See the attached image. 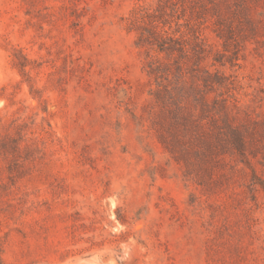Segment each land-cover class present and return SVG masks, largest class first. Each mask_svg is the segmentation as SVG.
I'll return each instance as SVG.
<instances>
[{
	"label": "rangeland",
	"instance_id": "obj_1",
	"mask_svg": "<svg viewBox=\"0 0 264 264\" xmlns=\"http://www.w3.org/2000/svg\"><path fill=\"white\" fill-rule=\"evenodd\" d=\"M184 3L212 89L148 74L157 0H0V264H264V0ZM200 96L243 149L173 115Z\"/></svg>",
	"mask_w": 264,
	"mask_h": 264
},
{
	"label": "trees",
	"instance_id": "obj_2",
	"mask_svg": "<svg viewBox=\"0 0 264 264\" xmlns=\"http://www.w3.org/2000/svg\"><path fill=\"white\" fill-rule=\"evenodd\" d=\"M181 5L179 8L171 9V3L168 0H157L158 5L154 10L141 9L135 12L131 21L134 31L137 33L136 46L147 49L148 51H155L157 55H162L164 62L159 58H151L148 62V74L157 82L165 75L171 72V61L173 60L177 71V75L174 78L180 79L184 82V71L191 73L190 89L191 91H198L200 84H203L205 88H213L219 83L216 81V77L212 78V74L208 71H201L198 65H192L191 67L184 68L178 59L194 57L195 60L201 58L204 52V39L201 36V27L203 26L205 19L199 16L202 11L197 15L194 11L193 5H186L185 0H179ZM204 12V10H203ZM204 15V14H203ZM201 20V21H200ZM215 79V80H214ZM158 87H161L158 85ZM173 88V87H172ZM170 87H163V89H157L156 102L163 105L170 102L173 95V89ZM194 102L197 106H200L201 115L211 116L208 124L204 125L201 121H198L200 115L195 116V112L192 107H180L178 103L175 105V110L172 111L173 115L181 116L184 124L191 126L192 129H202V127H210V132H215L217 139L228 140L225 133L230 134V142L234 144L238 150L245 147V141L241 136V133L228 122L227 115L224 116V121H219L217 117V110L213 106H209L205 97H195ZM194 107V108H196ZM198 116V117H197ZM200 120V119H199ZM203 124V125H201ZM221 125L223 127L221 128ZM226 130V131H225ZM212 133H209L210 135ZM207 133V135H209ZM229 141V140H228Z\"/></svg>",
	"mask_w": 264,
	"mask_h": 264
}]
</instances>
